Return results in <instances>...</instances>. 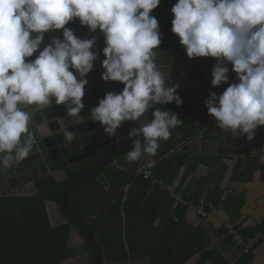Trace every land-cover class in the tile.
I'll return each instance as SVG.
<instances>
[{
  "label": "clouds",
  "instance_id": "1",
  "mask_svg": "<svg viewBox=\"0 0 264 264\" xmlns=\"http://www.w3.org/2000/svg\"><path fill=\"white\" fill-rule=\"evenodd\" d=\"M161 0H0V171L22 161L37 143L30 129L37 112L64 104L69 117H80L83 97L99 53L96 37L78 38L65 27L79 18L92 32L104 34L106 46L101 74L104 81H119L122 91H109L91 109L89 119L104 126L109 137L125 121H139L152 109L150 122L132 127L134 148L129 162L155 155L160 140L184 123L178 114L156 104H183L179 85L166 86L156 61L161 44L158 19L150 15ZM172 32L180 38L189 58L215 57L213 86L229 82L221 94L205 101L217 126L235 136L255 137L264 126V0H177ZM63 30L39 51L45 33ZM35 106V107H31ZM78 123L81 122L79 119ZM71 147L77 134L63 127ZM44 134V133H42Z\"/></svg>",
  "mask_w": 264,
  "mask_h": 264
},
{
  "label": "trees",
  "instance_id": "2",
  "mask_svg": "<svg viewBox=\"0 0 264 264\" xmlns=\"http://www.w3.org/2000/svg\"><path fill=\"white\" fill-rule=\"evenodd\" d=\"M161 3L166 6L169 14H162L157 17L160 25L161 44L154 51L156 52L157 65L165 75L166 86L177 85L173 77L169 75L170 70L168 69L169 61L175 57H180L183 60L191 74L199 77L202 81H206L205 75H213L217 59L215 57L189 58L185 46L180 43V38L172 32L174 14L171 9L174 4L165 0H161ZM69 28L74 31L78 38L96 37L97 42L93 50L97 51L99 55L94 65L98 60L103 61L106 58L103 54V48L106 46L105 37L99 29L92 32L88 26L81 24L79 18L71 21ZM164 62L167 63L165 68ZM227 66L230 69L229 76L232 77L230 79V83H232L231 80L237 74L231 70V63H228ZM116 83L123 89L124 85L121 82L116 81ZM209 84L212 87H221V85L213 86L211 82ZM177 93L183 99L182 105H177L174 102L164 105L168 111L178 114V118L187 124L184 123L181 133L179 131L181 128L177 130L180 134L175 139H173L174 132H172L169 139L162 140V145L158 148L161 153L157 155L158 162L154 168L158 180L171 184L175 183L183 168L185 170L181 180L185 181L194 167L205 160L204 156L192 158L190 153L183 148L177 150L181 143H184L186 139V141L192 140L194 136L192 125L187 121L190 105H188L187 98L180 92L179 87ZM107 150L108 148L103 149L98 154L77 163L72 171L75 174L86 171ZM250 154L246 164L250 157L260 155L251 156ZM146 157L147 155H144L141 159L126 164L123 159L127 158V154L117 158L100 175L76 187L69 196L71 207L91 223L101 245L103 257L108 264H127L132 250L143 248L145 252L157 250L156 255L163 252L165 244L157 241L155 237L146 236V233L142 234L139 239L132 240L129 237L128 223L134 218V213L131 212L132 208L142 205L145 196L152 188L155 194V197L152 195V200L157 198L159 203L156 208L160 205H168L169 207L176 205L177 211L181 214H184L189 206L205 205L207 207L210 204H220L223 197L226 199L225 195L221 194L218 195L220 198L216 202L206 203L202 201L207 190V184L211 180L200 178L194 184L195 186L191 187L192 189L188 188V191L182 194L183 196L180 194L182 188L174 186L180 196L189 201L186 205L178 202L163 191L153 179H146L141 174L136 175L137 167L143 163L142 160ZM220 159V156L211 157L214 162L220 161ZM63 184L64 182L58 183L30 197H17L16 199L9 196L0 197V264H63L65 260L84 253L90 256V248L84 232L71 220L65 217V223L59 226L51 225L45 203L47 200H53L59 207V201L56 198L38 197V195L46 192L58 190ZM216 189L213 188V190ZM125 197L127 199H124ZM145 219L152 222L157 218L156 215L149 214L145 216ZM165 231L166 229L158 230V232ZM76 233L82 238L79 245L74 243ZM241 249L244 250L242 247ZM250 253V251L243 252L244 255ZM88 264H92L91 256ZM222 264H226V259Z\"/></svg>",
  "mask_w": 264,
  "mask_h": 264
},
{
  "label": "crops",
  "instance_id": "3",
  "mask_svg": "<svg viewBox=\"0 0 264 264\" xmlns=\"http://www.w3.org/2000/svg\"><path fill=\"white\" fill-rule=\"evenodd\" d=\"M69 26L70 22L65 25L67 28ZM54 37L62 39L63 30H52L45 33V39L40 49L28 59H35L39 51ZM182 67V64L179 63V69ZM211 81L212 79L206 80L207 84L202 82L200 84L197 83L198 81L187 77L184 84L180 86V79L175 80L179 85L180 92L188 101H191V97L201 94L199 89L202 86L204 88L210 86ZM184 123L171 129V132H174L173 139L181 133ZM179 128H181L180 133L177 131ZM186 140L177 147V150H182L183 146L192 141ZM159 144L162 145V140L159 141ZM186 152H189L192 158L204 156L205 160L194 167L185 181L181 180L185 170L183 168L172 185L180 186L182 188L180 194L182 195L188 191V188L192 189L191 187L195 186L194 184L198 179H210L202 201L206 203L216 202L220 198L218 195L222 194L226 197L224 204L214 214L212 221L205 224L197 211V207H187L184 214L177 211L176 205L172 207L160 205L156 208L159 203L157 198L152 200V195L155 197L152 188L145 196L143 204L132 208L131 212L134 213V218L128 223L129 237L132 240L139 239L142 234L146 233V236L155 237L157 241L164 243L165 247L163 252L158 255H156L157 250L150 252H145L144 248L132 250L127 264H222L225 259L226 264H264V152L250 154L251 156L260 155L250 157L247 164L249 154ZM160 153L158 149L155 155H147L142 162L152 159L157 164V155ZM215 156H220V161L211 160V157ZM123 160L125 164L129 163L127 158ZM20 188L6 187L4 190L9 194H20L25 195V197L33 194L30 183L23 186L22 189ZM213 188L217 189L213 190ZM216 191L218 192L216 193ZM148 200L151 202L149 203ZM45 204L52 226H59L66 222L65 216L60 212L55 201L47 200ZM144 211L147 213H142ZM149 214L156 215L157 219L152 222L147 219L144 220L145 216ZM226 221L232 222L248 238L260 234L259 240L250 249V254L244 255L241 247L226 232L224 228ZM160 229H166V231L158 232ZM76 241L82 242V238L77 233L74 235L75 244H77ZM89 259L90 256L84 253L64 262L88 264Z\"/></svg>",
  "mask_w": 264,
  "mask_h": 264
},
{
  "label": "water",
  "instance_id": "4",
  "mask_svg": "<svg viewBox=\"0 0 264 264\" xmlns=\"http://www.w3.org/2000/svg\"><path fill=\"white\" fill-rule=\"evenodd\" d=\"M166 1L172 4L177 2V0ZM104 71L106 70L102 67V61L98 60L94 68L86 75L85 78L89 83L85 86L83 97L85 108L81 110L79 118L69 117L66 105H56L54 99L51 107L43 112H37L33 122L30 123V129L37 140L33 151L22 161L0 171V197L9 196L13 199L25 197V195L7 193L4 190L6 187L22 189L30 183L33 188V194L30 196H34L39 191L64 182L58 190L46 192L38 197L56 198L59 201L60 212L84 232L89 244L92 264H107V262L91 223L71 207L69 196L76 187L96 178L117 158L131 151L134 148V140L140 139L143 144L144 138L131 137L130 130L132 127L139 128L153 118L151 116L153 110L149 109L145 114L147 119L142 116L139 121L123 122L114 138L104 132V126L99 122L91 121L89 119L91 109L98 106L99 100L109 91H120L115 88L116 81L106 82L101 78ZM231 81L236 82V77ZM228 84L230 80L221 84L220 88L202 86L199 89L202 93L191 97V101H188L190 112L187 121L192 125L194 136L183 150L236 155L264 152V126H259L255 137L248 140L247 134L235 136L230 131L219 128L215 117L208 113L205 101L212 92L221 94ZM155 107L162 111L167 110L164 104H156ZM78 119L81 122L78 123ZM60 120L64 121V128L77 134L71 147L64 142ZM107 148L108 150L86 171L80 174L72 171L77 163Z\"/></svg>",
  "mask_w": 264,
  "mask_h": 264
},
{
  "label": "built area",
  "instance_id": "5",
  "mask_svg": "<svg viewBox=\"0 0 264 264\" xmlns=\"http://www.w3.org/2000/svg\"><path fill=\"white\" fill-rule=\"evenodd\" d=\"M156 167V162L152 159H149L143 162L137 167V173L143 175L146 179H153L155 183H158L163 191L167 192L171 198L176 199L178 202L183 204H188L189 201L183 199L180 194L175 190L172 184L166 183L163 180H158L154 168ZM224 197L220 204H210L209 206L200 205L197 207V211L201 216L205 224H209L212 221V218L216 212H218L221 205L224 204ZM224 228L232 238V240L244 250L242 252H248L252 248L253 244L257 242L260 238V234L256 235L253 238L246 237L237 227L230 221L224 223Z\"/></svg>",
  "mask_w": 264,
  "mask_h": 264
},
{
  "label": "flooded vegetation",
  "instance_id": "6",
  "mask_svg": "<svg viewBox=\"0 0 264 264\" xmlns=\"http://www.w3.org/2000/svg\"><path fill=\"white\" fill-rule=\"evenodd\" d=\"M165 1H166V0H165ZM166 2H168V1H166ZM168 3H169V2H168ZM170 4H172V3H170ZM162 14H167V15L169 14V13H167L166 6H164L163 3H160V5H159L156 9H154V10L152 11V13H150V15L155 16L156 18H157V17H160ZM179 63L182 64V66H183L182 69H179ZM166 64H167V63L164 62V65H165L164 68L166 67ZM170 65H171V66H170ZM158 67H159V65H158ZM168 67H169L168 69L170 70L169 75H171V76L173 77L174 80L180 79V83H179L180 86H182V85L184 84V81H185V79H186L187 77H190V78H192V79L198 81L197 83H200V82H202V83H206V81H202V80H200L199 77H197V76L191 74L190 69L187 68V67L184 65V62H183L182 59H180V57H175L174 59H172L171 61H169V63H168ZM176 72H178V73H176ZM205 76H206V79H207V80H210V79H213V78H214L212 74L205 75ZM235 77H236V76H235ZM235 77H233V78H235ZM231 78H232V77H231ZM231 78H230V79H231ZM112 82H115V81H112ZM200 84H201V83H200ZM206 84H207V83H206ZM228 86H229V84H228ZM115 88H116V89H120V91H122V89H121V88L119 87V85L116 84V83H115ZM211 88H212V86H211ZM213 88H216V87H213Z\"/></svg>",
  "mask_w": 264,
  "mask_h": 264
},
{
  "label": "rangeland",
  "instance_id": "7",
  "mask_svg": "<svg viewBox=\"0 0 264 264\" xmlns=\"http://www.w3.org/2000/svg\"><path fill=\"white\" fill-rule=\"evenodd\" d=\"M77 242V245H79V241H76ZM63 264H72L71 262H69V263H66V262H64Z\"/></svg>",
  "mask_w": 264,
  "mask_h": 264
},
{
  "label": "bare ground",
  "instance_id": "8",
  "mask_svg": "<svg viewBox=\"0 0 264 264\" xmlns=\"http://www.w3.org/2000/svg\"><path fill=\"white\" fill-rule=\"evenodd\" d=\"M34 107V106H33Z\"/></svg>",
  "mask_w": 264,
  "mask_h": 264
}]
</instances>
